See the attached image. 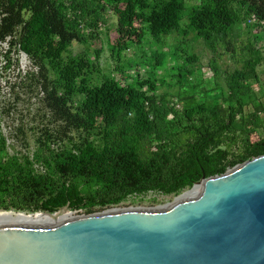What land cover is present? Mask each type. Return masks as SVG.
<instances>
[{
  "label": "trees",
  "instance_id": "trees-1",
  "mask_svg": "<svg viewBox=\"0 0 264 264\" xmlns=\"http://www.w3.org/2000/svg\"><path fill=\"white\" fill-rule=\"evenodd\" d=\"M93 1V7L84 0H4L1 5L0 42L17 31L19 51L49 76L51 108L66 126L87 136L51 152L45 162L51 171L43 175L26 171L15 159L4 164L0 160V208L7 209L8 203L29 213L51 214L67 207L89 214L118 206L133 195L178 196L202 178L264 155V137L251 142L248 135L249 125L256 122L264 130V106L250 97L253 85L264 87L258 72L264 57L256 36L242 29L251 16L264 22V0ZM101 4L117 21L110 42L115 67L107 73L97 60L100 51L91 60L88 53L72 50L73 42L98 37ZM169 36L201 41L212 55L223 50L239 64L224 73L229 92L220 100L200 97L183 105L179 95L170 97L165 102L170 121L155 107L162 102L155 73L164 69L166 54L139 57L133 74L121 65L130 48L141 51L147 39L160 46ZM171 56L185 65L196 59L182 56L180 47H174ZM185 65L170 68L179 84L188 83L194 74ZM143 66L150 68L146 76L138 72ZM133 77L135 83H127ZM247 105L253 112L244 121ZM149 111L163 128L147 117ZM238 123L245 124L240 135L234 129ZM94 133L101 137L99 146L89 138Z\"/></svg>",
  "mask_w": 264,
  "mask_h": 264
},
{
  "label": "water",
  "instance_id": "water-1",
  "mask_svg": "<svg viewBox=\"0 0 264 264\" xmlns=\"http://www.w3.org/2000/svg\"><path fill=\"white\" fill-rule=\"evenodd\" d=\"M197 184L143 212L0 221V264H264V155Z\"/></svg>",
  "mask_w": 264,
  "mask_h": 264
},
{
  "label": "rangeland",
  "instance_id": "rangeland-1",
  "mask_svg": "<svg viewBox=\"0 0 264 264\" xmlns=\"http://www.w3.org/2000/svg\"><path fill=\"white\" fill-rule=\"evenodd\" d=\"M84 1L89 3L91 7L96 5L93 0ZM185 1L187 4L197 2V0ZM3 3L4 0H0V6ZM98 6L100 7V12L97 13L99 22L98 37L93 35L86 43L82 44L73 42L72 50L74 53H88L91 60H95V52L100 51L97 60L103 72L107 73L115 67V57L111 54L110 42L114 39L117 21L115 15L108 8L102 7V4ZM236 7L244 9V6L238 4ZM242 29L244 33L249 30L256 36L264 57V23L257 22V24H250L248 27L247 21H245ZM17 38L18 33L16 31L13 36L8 37L4 42H0V160L1 164H4L10 159H15L26 168V171L43 175L51 171L45 164L51 152L70 148L72 144L80 142L87 134L71 129L61 122L58 113L51 108V103L47 97L49 76L19 51ZM174 47L182 49V56H195V62L186 65L183 59L174 62L171 56ZM158 52L165 53L167 59L164 69L155 73V78L161 82L159 83L158 94L161 95L160 101H162L156 103L155 107L161 110L160 113L168 121L171 118L168 111L165 110L167 108L165 102L170 97L179 95L183 105L190 99L194 98L196 100L200 97L220 100L223 94L229 92L224 73L239 65L237 58L223 50H219L216 55H212L201 41L192 42L190 39L181 41L177 36H169L164 39V43L160 46H154L151 40L147 39L143 43L141 51L137 47L127 50L122 59V68L129 74H133L135 67L141 62V57L147 56V58H150ZM183 65H185L186 71L192 70L194 74L189 78L188 83L181 82L179 84L171 78L169 72L172 66L182 67ZM149 70L150 68L143 66L138 69V72L141 76H146L149 74ZM258 72L264 79V63L258 68ZM135 79L133 77L127 83L134 84ZM122 83L124 85L125 81ZM212 88L215 89L211 90ZM250 97H257L264 106V87L260 89L257 85H253ZM73 106L75 110H78L76 102H73ZM252 112V106H245L243 120L249 121ZM154 115V112L149 111L147 117L152 121L154 120L160 130L163 125L157 119L155 120ZM261 118H263V115H261ZM256 123L257 126L254 124L249 125L248 135L251 142H257L264 137L261 124ZM245 124H248V122ZM244 125L238 123L235 126L236 135L241 134ZM89 138L96 146L101 144V137L97 133L90 135ZM34 156H37L38 159H35ZM26 160L30 164L26 165ZM179 195L164 196L160 193L149 192L143 195L129 196L120 205L98 212L88 214L84 210H68L71 212V218H83L115 211L143 212L170 204L175 199L177 200ZM5 205L7 209L0 208V210L26 214L42 212L18 211L8 203Z\"/></svg>",
  "mask_w": 264,
  "mask_h": 264
},
{
  "label": "bare ground",
  "instance_id": "bare-ground-1",
  "mask_svg": "<svg viewBox=\"0 0 264 264\" xmlns=\"http://www.w3.org/2000/svg\"><path fill=\"white\" fill-rule=\"evenodd\" d=\"M202 184V183H201ZM201 184H197L194 186L193 190L187 191L185 194L179 195V198L177 200H180L182 198H185L186 196L190 195L194 191H196ZM121 211H115V212H109L106 214L111 213H117ZM71 212L68 210V208L64 207L61 208L58 212H55V214H46L45 212H37L35 214H26V213H13L8 212L4 210H0V221H21V222H45V221H58V220H68L71 219Z\"/></svg>",
  "mask_w": 264,
  "mask_h": 264
},
{
  "label": "built area",
  "instance_id": "built-area-1",
  "mask_svg": "<svg viewBox=\"0 0 264 264\" xmlns=\"http://www.w3.org/2000/svg\"><path fill=\"white\" fill-rule=\"evenodd\" d=\"M258 23H261L263 24L264 22L263 21H259L255 16H251L250 19L247 21V23L250 25V24H254L255 23L257 24Z\"/></svg>",
  "mask_w": 264,
  "mask_h": 264
}]
</instances>
